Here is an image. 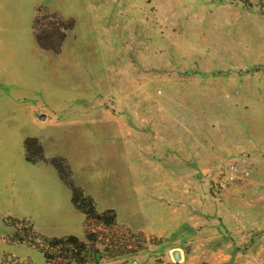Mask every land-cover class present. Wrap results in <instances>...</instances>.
Segmentation results:
<instances>
[{"label":"rangeland","instance_id":"obj_1","mask_svg":"<svg viewBox=\"0 0 264 264\" xmlns=\"http://www.w3.org/2000/svg\"><path fill=\"white\" fill-rule=\"evenodd\" d=\"M4 190L2 264H264V0H0Z\"/></svg>","mask_w":264,"mask_h":264},{"label":"crops","instance_id":"obj_2","mask_svg":"<svg viewBox=\"0 0 264 264\" xmlns=\"http://www.w3.org/2000/svg\"><path fill=\"white\" fill-rule=\"evenodd\" d=\"M35 14L32 16L33 19L35 17ZM13 111L16 112L17 110L14 108ZM25 111L26 110H20V112H19L20 113L19 120L21 122L26 121L25 115L23 113ZM27 121H29L30 123H33V118L31 117L30 119H27ZM1 128H3V127L1 126ZM31 138H34L37 140L36 137H31ZM22 155L25 157V151L22 152ZM35 164L37 165L38 162L34 163V165ZM4 191L5 192L3 194L0 193V207L4 208L6 210L17 211V214L12 215V216L8 215L7 217H5L3 219V223L5 224L6 227H9V226H7V220H18L20 222H22V221L26 222V220H29V218L31 216V212L34 209L33 205L38 204V202L34 201L35 199L32 200L33 193H35L34 197H36V198L43 194L42 190L39 192L34 191L33 193H32V190H24V191H16V192H11L9 190H4ZM72 206H73V204H72ZM76 211L78 213V217L84 219L83 214L77 209H76ZM10 235H11V232H10L9 236ZM5 236L7 237V235L5 233L0 234V264H2L3 256H8V258L17 257L19 259H27V258H29L30 260L32 259V256L30 255L31 253H29L31 248H27V247L21 246V245L16 246V244L14 242L10 243ZM64 236H67V234H65Z\"/></svg>","mask_w":264,"mask_h":264},{"label":"trees","instance_id":"obj_3","mask_svg":"<svg viewBox=\"0 0 264 264\" xmlns=\"http://www.w3.org/2000/svg\"><path fill=\"white\" fill-rule=\"evenodd\" d=\"M35 38L37 40L39 47L41 49H44V50H55L56 51V50H58V47L60 45V44H57V46L56 45L52 46L51 44H48L45 41L47 38H45L44 36L39 35V34H35ZM24 145H25V160L28 163H36L39 161H46L42 155V148L36 139L27 138L24 142ZM49 162L53 165V167L58 172V175H59L61 181L64 184H66L72 190L73 197L71 199V202H72L73 206L77 210L82 211V207L80 206L79 201L82 199H84V200H86V199L89 200V199L83 197L82 193L73 186V184L71 182L70 171L68 170L64 161L62 159L55 158V159H51ZM85 215L91 219H100L101 218V216L95 214L94 210H92L91 213H85ZM52 240L54 243H61L63 241L68 242V243H72V244L78 243V240L73 236H69V237L62 238V239H52Z\"/></svg>","mask_w":264,"mask_h":264},{"label":"water","instance_id":"obj_4","mask_svg":"<svg viewBox=\"0 0 264 264\" xmlns=\"http://www.w3.org/2000/svg\"><path fill=\"white\" fill-rule=\"evenodd\" d=\"M39 120L40 121H42V120H44V116H41L40 118H39ZM171 256H172V258H173V261H174V264H178V262L180 261V254H179V251L178 250H173L172 252H171ZM131 264H137L135 261H133Z\"/></svg>","mask_w":264,"mask_h":264}]
</instances>
